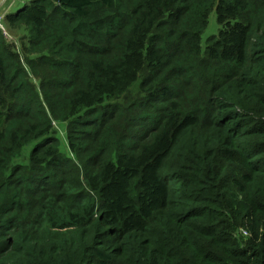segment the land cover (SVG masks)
Here are the masks:
<instances>
[{
  "label": "trees",
  "instance_id": "16d2710c",
  "mask_svg": "<svg viewBox=\"0 0 264 264\" xmlns=\"http://www.w3.org/2000/svg\"><path fill=\"white\" fill-rule=\"evenodd\" d=\"M12 5L0 264H264V0Z\"/></svg>",
  "mask_w": 264,
  "mask_h": 264
},
{
  "label": "rangeland",
  "instance_id": "374dc122",
  "mask_svg": "<svg viewBox=\"0 0 264 264\" xmlns=\"http://www.w3.org/2000/svg\"><path fill=\"white\" fill-rule=\"evenodd\" d=\"M2 0H0L1 2ZM31 0H7L6 5L1 7V11L4 12L7 8V5L10 3H13L12 7L8 12H15L19 8L23 7L25 4L30 3ZM5 3V1L3 2ZM1 22L4 27L3 32L5 36V40H7L9 43L14 44L15 51L19 54L22 63L27 66L28 59H33L37 57V54H34L32 50V41L30 40V28L27 26H20L16 29H11L7 26V22L5 20L4 15L1 17ZM216 24V15L215 12L212 13L209 17V26L206 29V31L203 33V41H206V39L217 32V28H215ZM27 69L32 76V79L35 82H39V79L36 77L35 74H33L30 70V68L27 66ZM43 78L45 79H51L52 77H47L44 76ZM47 105V103H46ZM58 121H53V126L54 128L58 131L57 135L60 136L61 138H64L65 136V130H66V123L64 122H58ZM59 125V127H58ZM239 208H244L243 204L238 205ZM240 230V229H239ZM238 230V231H239ZM241 232V231H240ZM237 238V245H242L243 242H245V234L242 233H237L236 236Z\"/></svg>",
  "mask_w": 264,
  "mask_h": 264
},
{
  "label": "built area",
  "instance_id": "2783aa9c",
  "mask_svg": "<svg viewBox=\"0 0 264 264\" xmlns=\"http://www.w3.org/2000/svg\"><path fill=\"white\" fill-rule=\"evenodd\" d=\"M0 7H1V5H0ZM3 15H4V17H5L6 12H4V14H1V15H0V19H1V17H2ZM0 27L4 29L1 20H0ZM244 233H245L246 235L248 234V232H244Z\"/></svg>",
  "mask_w": 264,
  "mask_h": 264
},
{
  "label": "clouds",
  "instance_id": "9594fccd",
  "mask_svg": "<svg viewBox=\"0 0 264 264\" xmlns=\"http://www.w3.org/2000/svg\"><path fill=\"white\" fill-rule=\"evenodd\" d=\"M6 14H7V13H6ZM244 232H247V231L243 230V234H245ZM248 235H249V234H247V235L245 234V236H248Z\"/></svg>",
  "mask_w": 264,
  "mask_h": 264
}]
</instances>
